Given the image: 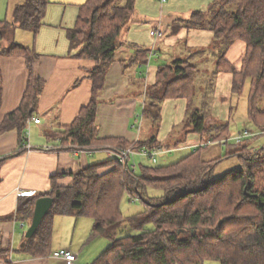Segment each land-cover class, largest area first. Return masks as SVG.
Listing matches in <instances>:
<instances>
[{
    "label": "trees",
    "instance_id": "1",
    "mask_svg": "<svg viewBox=\"0 0 264 264\" xmlns=\"http://www.w3.org/2000/svg\"><path fill=\"white\" fill-rule=\"evenodd\" d=\"M49 4L50 0H25L15 5L11 20L0 21V57L25 56L30 70L23 100L0 123V134L16 130L24 146L28 143L26 129L35 118L36 109L32 108L46 82L34 72L33 64L39 54L32 47L18 42L2 46L1 40L5 30L16 24L37 33ZM134 13L135 0H88L81 5L75 26L68 30L75 56L95 62L90 72L93 90L90 102L75 120L62 125L51 137L61 139L71 149L112 148L118 156L72 172L70 186L58 185L61 174L54 175L50 191L21 198L17 212L27 220L28 227L39 197L51 196L54 203L34 235L25 234L19 251L32 257L51 254L54 217L81 215L94 220L90 241L99 237L110 241L89 264H200L208 260L264 264V145L251 143L252 137L264 134V0H215L207 9L172 23L174 31L183 27L213 31L210 47L192 55L204 53L207 61L215 55L214 74L232 71L234 92H241L246 80H250L248 116L259 133L241 142L225 143L232 146L226 157L238 156L241 166L220 176H215V169L222 158L207 160L204 149L246 128L232 135L229 122L208 123L211 102L207 101L214 95L215 78L200 81V63L191 57L177 58L159 68L157 81L145 89L143 116L157 123L166 98L184 97L188 100L184 125L206 137L205 143L166 166L141 164L137 173L130 162L134 155L125 163L120 153L125 148H160L155 136L134 142L100 137L96 123L99 93L105 86L108 69L124 46L121 35L135 20ZM238 40L247 46L239 69L227 58L229 48ZM138 51L142 54L141 63L149 50ZM5 159H0V165ZM110 166L111 170L101 172ZM152 188L159 193H151ZM126 194L133 201H141L143 210L124 215L121 204ZM11 254V247L0 243V258L6 264L13 263Z\"/></svg>",
    "mask_w": 264,
    "mask_h": 264
},
{
    "label": "crops",
    "instance_id": "2",
    "mask_svg": "<svg viewBox=\"0 0 264 264\" xmlns=\"http://www.w3.org/2000/svg\"><path fill=\"white\" fill-rule=\"evenodd\" d=\"M24 1L0 0V21L11 20L15 5ZM87 1L50 0L44 24L37 33L27 30L29 35L24 36L23 32L19 34L22 28L16 24L10 33L5 30L1 41L2 46L18 42L32 47L39 54L33 64L34 72L46 82L35 107L34 117L39 118L40 121L31 120L26 129L27 144L30 147L21 144L19 132L16 130L0 134V159L7 158L0 165V243L11 247L12 264H89L90 262L86 263V261L90 259L94 261L110 244L109 239L102 237L106 239L101 238L104 241L94 248L93 253L87 258L85 256L82 258L81 254H84L89 243L94 241H90L94 220L89 216L56 215L53 225L52 253L62 248L74 250L78 255L74 262L56 259L52 253L32 257L19 251L28 229L27 220L19 217L17 212L21 198L50 191L54 175L61 174L58 176V185L70 186L73 184L72 172L97 163L96 159L105 161L117 155L112 148L71 149L61 139L51 137L62 125H70L81 108L91 100L93 80L90 72L95 62L75 56L76 51L71 50L68 37L69 28L74 27L77 22L81 5ZM214 1L200 0L197 3L192 2L185 10H178L176 0H172L171 3H167L168 7L160 3L161 8L159 9L158 5L156 13L151 14L147 10L149 9L147 4L153 3L157 6L154 0H135V20L121 35L124 46L120 49L117 60L108 69L105 86L99 93L96 123L101 138L118 137L134 142L137 139L148 140L155 136L160 142L161 149L166 146L167 150H188L181 158L169 160L161 166L177 162L206 142V137L193 131L190 126L184 125L188 107L186 98H166L161 104L157 123L143 116V100L145 89L157 81L159 68L177 58L191 57L192 60L199 62L202 78H215L216 97L221 92L220 79L227 80L233 88L232 71L214 74L215 55L210 57L212 61H207L204 53L192 55L198 49L210 47L213 31L185 27L176 31L172 29L174 21L189 18L193 12L207 9ZM150 18L156 19L153 20V24H148L147 19ZM151 30H159L162 35L153 36ZM160 43L165 44L166 47L164 49L166 53L164 57L168 59L166 62H158L162 57L161 53L159 54L162 51ZM238 44H244V51L241 52L240 61L235 64L231 58L232 50ZM246 47L244 41L238 40L228 50L227 58L237 69L242 65ZM138 49L149 50L141 63L139 61L142 54H139ZM153 60L158 63H152ZM29 77L30 70L25 56L0 57V123L6 115L20 106L28 87ZM203 87L202 83L201 91ZM232 108L231 106L230 109ZM167 110L169 112L175 110L176 113L182 111V114H185L181 120L178 116L168 120L167 133L161 138L163 114ZM210 113L209 124L215 121L230 124L229 116L221 117L215 102L211 104ZM213 144L217 147L211 149ZM231 150L230 144L226 146L220 141L211 143L204 149L203 154L207 160L218 158L224 160L229 158L226 154ZM96 152H105L107 159L102 160V157H106L103 154L96 157ZM111 169L112 166L104 167L101 172L105 173ZM21 191L29 194L21 195L19 193ZM0 264H6V261L0 258Z\"/></svg>",
    "mask_w": 264,
    "mask_h": 264
},
{
    "label": "rangeland",
    "instance_id": "3",
    "mask_svg": "<svg viewBox=\"0 0 264 264\" xmlns=\"http://www.w3.org/2000/svg\"><path fill=\"white\" fill-rule=\"evenodd\" d=\"M154 1L157 4V6L154 5L153 3L147 4L148 8H149L147 10L151 14L156 13L158 5H159V9L161 8V6H160L161 2L159 0H154ZM197 1H200V0H176V2H177L176 8L178 10H185L187 8V6H189L192 2L197 3ZM171 2H172V0H167L163 4L167 5V7H168V4ZM10 16H11V14H10ZM171 16L174 17V15H171ZM171 16H168V17H171ZM153 20H156V19L155 18L154 19L153 18L147 19L148 24H153L154 23ZM6 30L8 33H10V31L13 30V27H9ZM18 31H20V30H18ZM22 32H23L24 36L29 35L27 32V29L24 30L22 28V30L19 32V34ZM23 40H27V39H23ZM159 45L162 48V51L159 52V54L161 53L162 57L160 59L162 61H160V59H159L158 62H166V61H168V59H165V57H164L166 54L164 51V49H166L165 44L160 43ZM242 51H244V44H238V46H234V48L232 50V57L231 58L235 64L240 61V59L242 57V54H241ZM158 62L153 60L152 63L157 64ZM204 79H206V78H204ZM201 80H202V73H201L200 81ZM202 82H203V80H202ZM220 83L222 86L220 91L222 93L220 92L217 97L214 94L213 95L214 97L211 96L207 102H211V104L213 102H215V107L218 109L221 117L224 118V117L229 116L231 134L234 135V134L238 133V131L243 129V128H246V129H248L254 133H259V131L257 132V128L254 126V124L249 121V116H248V96H249V90H250L249 79L246 80L245 85L243 87V90L241 92H234L233 88L231 86V83L227 82V80H225V79H220ZM214 84H215V82H214ZM200 86H199V88H200ZM204 87H203V91H204ZM201 96H202V94H201ZM197 102L199 103L198 100H197ZM231 106L233 107L232 109H230ZM184 114L185 113L182 114V111H178L176 113L175 110L174 111L172 110L171 112H169V110H167V112L163 114V125L161 128V138H164L165 134L167 133L166 127L169 124L168 120H172L176 116H178L179 120H181V118L184 116ZM222 114H224V115H222ZM231 143H235V142L230 141V144ZM251 143L256 145V146L264 145V134L260 135L258 137H255V138L252 137ZM165 147L162 148L164 150L158 154L156 163H154L148 156H143L140 154H136V155L132 156L130 162H131V164H134V163L138 164L137 173H139L141 170V166H140L141 164L146 165V166H148V165L161 166L162 164H165L169 160L176 159L177 157L181 158L188 151V150H176V149L167 150ZM215 147H217V145L213 144L211 146V149L215 148ZM95 154H96V157L100 154L106 155L105 152H96ZM107 157H108L107 155H106V157H102L103 158L102 160L107 159ZM95 161L98 162V161H101V159L99 158V159H96ZM240 166H241V160L238 158V156L226 158V159L220 161L219 163H217L216 169H215L216 170L215 176H220L221 174L225 173L226 171L239 168ZM150 192L151 193H153V192L159 193V191H157V189H153V188L150 189ZM143 208H144V205L141 201L136 202V201L131 200L129 194H126L124 196L122 204H121V209H122L124 215L136 214V213L142 211ZM93 224H94V221H93ZM101 238L102 237H99V238L95 239L93 242L89 243V246L86 249V252L84 254H81L82 258H83V256H85V258H87L93 253L94 248L97 245H99V243H102L101 241H104V240H101ZM102 239H106V238H102ZM73 252L76 253V251H74V250H73ZM87 262L91 263V262H93V259L86 261V263ZM82 264H85V263H82ZM200 264H221V263L219 261H215V260H208V261H205V262L200 263Z\"/></svg>",
    "mask_w": 264,
    "mask_h": 264
},
{
    "label": "built area",
    "instance_id": "4",
    "mask_svg": "<svg viewBox=\"0 0 264 264\" xmlns=\"http://www.w3.org/2000/svg\"><path fill=\"white\" fill-rule=\"evenodd\" d=\"M161 3H165L167 0H159ZM151 34L153 36H161L162 32L159 30H151ZM35 122H39L40 119L39 118H34ZM256 133L248 130V129H244L243 131L239 132L237 135L231 137V138H226L223 139L222 142L226 143L228 141H232L234 140L235 142H241L242 140H244L246 137H250L252 135H254ZM26 147H30L29 144L25 145ZM163 149L161 148H148L146 146L140 148V149H131V148H125L122 150V152L120 153V158L121 161L128 163L129 162V157L130 155H136V154H140L143 156H148L153 162L157 161V156L160 152H162ZM132 170H136V164L134 163L132 165ZM21 195H27L29 194V192H19ZM135 200H138V198H135ZM53 257H55L56 259H62L65 260L69 263L74 262L77 259V254L75 252H73V250L71 249H67V248H62L59 250H56L52 253Z\"/></svg>",
    "mask_w": 264,
    "mask_h": 264
},
{
    "label": "water",
    "instance_id": "5",
    "mask_svg": "<svg viewBox=\"0 0 264 264\" xmlns=\"http://www.w3.org/2000/svg\"><path fill=\"white\" fill-rule=\"evenodd\" d=\"M35 110V107L32 108ZM54 199L51 196H41L36 200L35 210L31 225L28 227L26 231V237H31L37 231L38 227L40 226L43 218L47 215L50 211L51 207L53 206Z\"/></svg>",
    "mask_w": 264,
    "mask_h": 264
}]
</instances>
